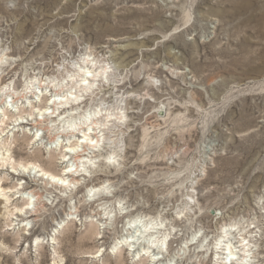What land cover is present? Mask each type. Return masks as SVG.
Returning <instances> with one entry per match:
<instances>
[{"label":"rangeland","instance_id":"obj_1","mask_svg":"<svg viewBox=\"0 0 264 264\" xmlns=\"http://www.w3.org/2000/svg\"><path fill=\"white\" fill-rule=\"evenodd\" d=\"M0 164V264H264V0H0Z\"/></svg>","mask_w":264,"mask_h":264},{"label":"bare ground","instance_id":"obj_2","mask_svg":"<svg viewBox=\"0 0 264 264\" xmlns=\"http://www.w3.org/2000/svg\"><path fill=\"white\" fill-rule=\"evenodd\" d=\"M83 73L81 74V76L83 77L82 79H81V81H83V83H81L80 85H79V88H81L82 90H89L90 88H92L93 87V82L94 81H96V79H97V75L98 74H94V73H92V74H90L89 73V71H85L86 73H84V71H82ZM96 72V71H95ZM105 72V71H104ZM86 80H89V81H86ZM86 88V89H85ZM86 90V91H87ZM67 98H65V99H60L59 100V102L57 101L56 102V99L55 100H53V101H51V103H52V111H51V114L53 115L54 113H56V110H58L59 109V106L60 107H64V109H65V106H68V104L70 103V104H72V105H79L81 102H82V98H78V96H80V95H78V94H76V95H72V92H71V90L70 91H67ZM49 101V100H48ZM66 111H61V112H59L58 113V115H60L61 113H65ZM85 121H83V123H84ZM92 122H95L96 123V121H95V119H93L92 121H91V123ZM87 129H88V126H87ZM91 129H95V127H94V124H93V127L91 128ZM103 130V129H102ZM102 130H100V132L102 131ZM75 130H72V131H69L68 133L72 136V135H75V132H74ZM104 131V130H103ZM82 132V131H81ZM89 132H91L90 130H89ZM100 132H98V133H100ZM98 133H96V132H94V136L93 137H91L89 134L88 135H86V134H84L83 136L82 135H80L79 136V139H80V137L82 138L81 139V141H80V144H77V145H75V147H71L70 145H68V144H65L64 146H63V148H64V152H65V154L63 155V158H66V156L67 155H69V156H72L71 158H73L74 160V166L75 167H73V164H67L65 167H64V170H63V174H61V175H59V174H55V173H52V172H49V171H47V170H45V169H43V168H39V167H37L38 169L36 170V172L38 173V175L41 177V179H46L47 181H48V183H51V184H54L55 186H60V187H68L69 186V184H71V181L70 182H68L67 181V178H65L64 176H66V175H71V176H74V175H79L80 174V172H79V170H78V163L79 162H83L82 160H83V156L85 155L84 154V152H85V147L86 148H93V149H96L98 146H99V142H100V139H99V134ZM54 141V140H53ZM106 144V143H105ZM77 146H82L83 147V149L82 150H75L74 151V149L77 147ZM3 157H4V155H3ZM70 158V157H69ZM70 158V159H71ZM2 159V158H1ZM2 161H3V159H2ZM79 161V162H78ZM34 163H31V162H29L28 163V167L29 166H31L30 167V169L32 168V169H36V166L35 165H33ZM0 166H2L1 164H0ZM24 168H27L26 166H23ZM22 167V168H23ZM1 169H3L4 167H0ZM73 168H75V169H73ZM12 169H13V167H12ZM13 173L14 174H16V173H18L17 172V170H14L13 169ZM80 175H82V176H85L84 174H80ZM0 181H1V179H0ZM72 182H74V181H72ZM20 185V184H19ZM19 187H21V186H19ZM7 187H3L2 188V184L0 185V202L1 201H3V197H4V193H1V191L2 190H4V189H6ZM22 188V187H21ZM88 189V188H87ZM16 190H18V189H16ZM21 191V190H20ZM17 193H19L18 191H16L14 194H17ZM34 193V192H33ZM36 194V193H35ZM15 196V195H14ZM33 197V196H32ZM18 199H24V204H23V206H21V207H19V208H17V207H14L12 210H11V212L10 213H14V212H16L15 214H20V215H28L29 213H33L34 215H35V213L37 212V210L38 209H33V207L32 208H30V204L33 202V200H31V197H23V196H18L17 197ZM36 198L37 199H39V195L38 194H36ZM5 199V198H4ZM9 199L8 198H6L4 201H5V204H8V201ZM42 203V202H41ZM132 221H133V223L134 224H137L138 225V223L140 224L141 223V220H142V217H140V216H135V217H132V219H131ZM25 226H27V224L25 223L24 224ZM141 228H145L144 226L143 227H141ZM137 231H139V235L137 234L138 232H136V233H132V234H130V236H127V238L129 237V238H134V237H136V235H137V239H131V240H129V241H127L126 240V242L122 245L121 244V242L122 241H119V244H121V250H122V247H124L123 249H125L127 252H132L133 251V249H135V247H136V245H139L140 246V248H142V250H146V249H148V250H150V251H153V252H155V254H162L163 255V245L165 244V241H166V239H167V237L165 236V235H162V236H160V238H162V239H157V240H155L156 239V237L157 236H155L156 235V233L157 232H151V231H149V230H142V229H137ZM134 232V231H133ZM140 234H143V236L145 235V236H147V237H149V238H145L144 239V243H142V242H138V239H139V237H140ZM141 237H142V235H141ZM147 239V240H146ZM120 240V239H119ZM118 244V245H119ZM117 246V245H116ZM140 248L139 247H137L136 249H137V251L139 252L140 251ZM134 252V251H133ZM230 253H232V252H230ZM231 255V254H230ZM142 256H145V254H142ZM156 258H161L159 255H157V257ZM233 259L234 260H238V261H233ZM150 260H153V259H150ZM230 264H233L234 262H236L237 264H240L241 262L239 261V258H235V256H231L230 257V259H229V261H228ZM226 263V262H225ZM224 263V264H225Z\"/></svg>","mask_w":264,"mask_h":264}]
</instances>
